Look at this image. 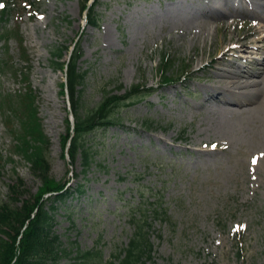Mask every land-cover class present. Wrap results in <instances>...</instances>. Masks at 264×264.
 Segmentation results:
<instances>
[{
	"label": "rangeland",
	"instance_id": "rangeland-1",
	"mask_svg": "<svg viewBox=\"0 0 264 264\" xmlns=\"http://www.w3.org/2000/svg\"><path fill=\"white\" fill-rule=\"evenodd\" d=\"M14 2L16 14L4 20L0 14V36L11 30L10 39L0 41V59L10 58L18 70L24 47L43 134L50 140L51 177L84 189L56 212L54 230L71 256L90 250L101 251L105 260L117 256L134 231L130 211L145 192L172 219L152 228L154 255L146 264H264V112L235 115L237 106L206 99L216 93L209 88L219 66L240 60L237 55L247 51L256 53L253 48L237 49L233 55L228 51L244 38L253 45L264 34L255 32L261 22L246 16L205 19L208 29L220 25L215 39H200L188 49L189 38L180 41L177 35L199 26L180 27L208 0H100L96 27L82 17L80 0ZM26 2L33 3L35 15L24 11ZM75 45L82 52V71H87L80 86L82 111L99 106L107 93L122 97L134 86L154 88L132 107L118 106V125L86 136L95 154L86 172L81 156L74 164L63 156L71 108L61 94L65 74L52 65L56 47ZM166 53L175 60L179 76L185 67L190 70L186 86L159 82ZM256 56L263 59L264 48ZM243 62L246 69H259L250 60ZM23 85L14 70L7 67L0 73V93L19 91ZM6 120L0 114V152L7 161L0 165V207L14 203L22 208L42 183L14 152L15 138ZM147 121L153 122L151 127ZM67 263L74 260L62 259L61 264Z\"/></svg>",
	"mask_w": 264,
	"mask_h": 264
},
{
	"label": "trees",
	"instance_id": "trees-1",
	"mask_svg": "<svg viewBox=\"0 0 264 264\" xmlns=\"http://www.w3.org/2000/svg\"><path fill=\"white\" fill-rule=\"evenodd\" d=\"M90 0H82L84 10H87L88 22L94 26L98 23L96 3L93 7L89 6ZM1 3V1H0ZM14 4L8 3L0 7L1 20L5 16L13 13ZM8 35L0 36L1 40H9L11 30L6 32ZM69 47H56L53 51L52 65L59 70H66L67 81L60 84L62 96L70 98L75 124L69 118L67 121V134L63 141V156H70L74 164L79 156L82 158L84 172L91 168L94 162V152L92 146L86 142V136L100 128H108L119 124V119L114 111L118 106L132 107L146 95L153 93V89L145 86H134L133 89L121 96L105 95V100L96 108L82 111L80 86L84 85L87 77L86 72L82 71L78 64L82 55L79 47L73 51L70 62L66 63L63 58ZM22 68L15 67L13 61L0 59V70L3 72L7 67L14 70L15 77L23 80V88L19 91H8L0 93V114L7 117L4 122L8 132L10 131L15 138L14 152L29 163V166L37 178L41 179V187L35 197L24 200L22 208L12 204H2L0 207V264H61L62 259L68 258L85 264H146L147 260L153 257L154 244L151 241L152 228L158 221H169L168 216L158 200L150 201L151 195L146 199L145 192L141 194L138 206L130 211V221L134 228L133 234L129 239L128 246L123 248L113 259H106L101 251H78L72 257V250L63 246L54 228L57 225V211L59 205H63L69 196H80L84 192L83 185L76 188H68V183H61L51 177L50 163V140L43 134L42 122L39 118L37 107L38 94L33 88L30 74L31 59L25 55L22 47ZM63 60V61H62ZM162 63L158 69L160 79L164 84L174 83L179 79V71L175 69V60L171 54L166 53L162 58ZM188 72L187 67L184 68ZM0 72V73H1ZM178 75V76H175ZM70 114V111H69ZM20 124V129L15 122ZM149 127L153 122H146ZM23 130V132L21 131ZM21 131L20 133L17 131ZM11 161V160H10ZM7 162L0 152V165ZM22 180H18L21 183ZM142 187V186H140ZM15 191L16 186L10 187ZM50 194V195H49ZM49 195V196H47ZM14 195L11 196V200ZM135 207V206H134ZM159 237H161L159 235ZM72 257V258H71ZM71 264V263H67Z\"/></svg>",
	"mask_w": 264,
	"mask_h": 264
},
{
	"label": "bare ground",
	"instance_id": "bare-ground-1",
	"mask_svg": "<svg viewBox=\"0 0 264 264\" xmlns=\"http://www.w3.org/2000/svg\"><path fill=\"white\" fill-rule=\"evenodd\" d=\"M216 1L217 2L208 0L207 3L202 5L198 13L192 12L191 15L186 16L182 23L183 27H180L181 29L191 24H195L196 27L199 26L193 33L191 30L193 27H188L177 35L180 41L184 38H189L190 43L187 46L188 49L195 48L200 39H203L204 42L215 39V30L220 25L216 23V26L208 29L206 28V22L203 21L205 19L215 20L217 18V21L221 22L232 16H246L253 20H259L264 24V0ZM257 31H264V25H260V27L255 30V32ZM232 39V37L229 38L230 41H232ZM263 42L264 35L256 39L253 45H248L245 38L235 42L233 49L230 51H236L239 48H253L256 50V53L247 51L248 55H240V57L244 61L245 59L251 60L256 66H259V69L257 71H255V69H246V64L244 65L235 59L223 66H219V71L215 74L217 78L215 80L216 82L209 88L210 91H215L216 93H213L211 96L207 94L206 99L216 97L221 103L237 106L234 112L235 115L244 114L246 112L248 114L254 111L264 112V58L262 59L256 56L263 50L264 46L261 44ZM258 77L263 78V80H258Z\"/></svg>",
	"mask_w": 264,
	"mask_h": 264
}]
</instances>
